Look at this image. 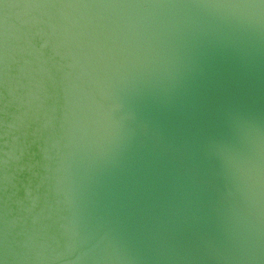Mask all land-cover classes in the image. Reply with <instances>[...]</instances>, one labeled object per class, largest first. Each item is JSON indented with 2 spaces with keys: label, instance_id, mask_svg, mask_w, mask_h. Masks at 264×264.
<instances>
[{
  "label": "water",
  "instance_id": "obj_1",
  "mask_svg": "<svg viewBox=\"0 0 264 264\" xmlns=\"http://www.w3.org/2000/svg\"><path fill=\"white\" fill-rule=\"evenodd\" d=\"M0 264H264V0H0Z\"/></svg>",
  "mask_w": 264,
  "mask_h": 264
}]
</instances>
